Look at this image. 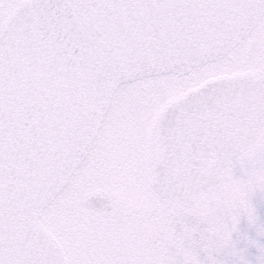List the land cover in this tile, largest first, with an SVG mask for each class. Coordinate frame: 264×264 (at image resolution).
I'll return each instance as SVG.
<instances>
[{"label": "snow or ice", "instance_id": "snow-or-ice-1", "mask_svg": "<svg viewBox=\"0 0 264 264\" xmlns=\"http://www.w3.org/2000/svg\"><path fill=\"white\" fill-rule=\"evenodd\" d=\"M0 264H264V0H0Z\"/></svg>", "mask_w": 264, "mask_h": 264}]
</instances>
